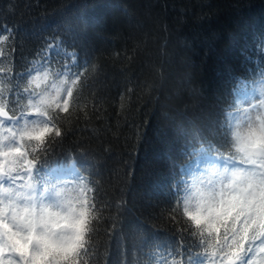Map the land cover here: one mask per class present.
<instances>
[{
  "label": "trees",
  "instance_id": "16d2710c",
  "mask_svg": "<svg viewBox=\"0 0 264 264\" xmlns=\"http://www.w3.org/2000/svg\"><path fill=\"white\" fill-rule=\"evenodd\" d=\"M0 36V89L41 64L82 74L36 175L92 187L89 264H205L173 211L179 178L212 159L189 150L219 143L234 93L256 94L264 0H0Z\"/></svg>",
  "mask_w": 264,
  "mask_h": 264
},
{
  "label": "clouds",
  "instance_id": "9594fccd",
  "mask_svg": "<svg viewBox=\"0 0 264 264\" xmlns=\"http://www.w3.org/2000/svg\"><path fill=\"white\" fill-rule=\"evenodd\" d=\"M73 86L72 78L54 73L46 87H35L32 77L24 85L32 95L8 120L15 125L0 128V216L25 221V231L36 226L38 232L55 230L65 236L73 232L68 247L78 242L80 252L71 258L72 264H87L84 250L96 215L92 187L84 177L49 183L36 175L47 146L61 136L53 120L58 109L39 103L40 97L55 96L57 89ZM6 105V100H0V115ZM45 133L41 144L39 137ZM212 134L219 143L197 136L190 147L189 158L206 150L212 159L180 176L175 209L188 225V235L201 246L205 264H220V254L229 262L237 258L232 246L238 241L255 240L264 233V96L250 93L245 100L234 93ZM48 218L55 219V224L48 223ZM9 239L24 252L32 236L26 235L22 244L15 233H9Z\"/></svg>",
  "mask_w": 264,
  "mask_h": 264
},
{
  "label": "snow or ice",
  "instance_id": "6c2138e0",
  "mask_svg": "<svg viewBox=\"0 0 264 264\" xmlns=\"http://www.w3.org/2000/svg\"><path fill=\"white\" fill-rule=\"evenodd\" d=\"M0 37H2L3 40L8 39L7 36ZM49 47H51V45ZM262 48H264V44H262ZM32 71L35 72V75L31 77L37 88L41 86L46 87L50 77L53 75L47 64H41L39 67H34ZM55 74L74 77L72 78L74 85L77 84V80H79L82 75L80 73H70L68 70ZM14 89L20 91L19 88L13 86L6 89H0V100L7 101L3 114L0 115V121L4 122L5 120L11 119L16 113L18 106L21 105L28 96L32 95L31 92L26 93L23 86L17 99H11L10 95L8 97L5 96V92L11 94ZM253 91L256 93L254 96H264V71L261 73L260 81L253 85ZM61 96L63 99H61ZM72 96L73 89H67L66 91L63 89H57L55 96L45 94L40 97L39 103L51 104L58 109V112L53 117V120L57 123L58 120L61 119L58 113L68 112V98ZM12 105H15V107H12ZM3 127L4 124L0 123V128ZM35 131H38V129H33V132ZM49 131H52L51 127H49ZM46 135L47 133L39 137V143L42 144L44 142ZM30 138L35 137L33 136ZM7 159H11V156L7 157ZM173 211H176V209ZM73 219H75V217H73ZM47 222L54 225L55 219L48 218ZM26 226L25 221H21L14 217L10 218L7 214L0 216V264H72L71 258L78 256V253L80 252L78 242L77 244H73L72 247H68V242L70 237L74 234L73 232L70 231L67 236L63 233L57 235L55 230L49 231L48 229L38 232L36 226H31L28 228V231H25ZM5 229H7V231ZM9 233H15L16 240L21 244L24 243L23 238L30 234L32 240L28 243L27 250L24 252L19 251L18 244L9 239ZM237 248H239L238 252L236 251ZM232 251L237 258L229 262L226 255L220 254V264H264V233L255 240L249 239L248 237L243 238L238 241L237 244L232 246ZM84 254L85 256L89 255L87 246L85 247ZM175 261L176 260L174 259L172 264H175ZM87 264H89L88 261ZM165 264H167V262H165ZM179 264H184L183 259H179Z\"/></svg>",
  "mask_w": 264,
  "mask_h": 264
}]
</instances>
